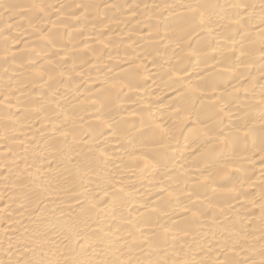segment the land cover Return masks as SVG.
Returning a JSON list of instances; mask_svg holds the SVG:
<instances>
[{
	"label": "bare ground",
	"instance_id": "6f19581e",
	"mask_svg": "<svg viewBox=\"0 0 264 264\" xmlns=\"http://www.w3.org/2000/svg\"><path fill=\"white\" fill-rule=\"evenodd\" d=\"M0 264H264V0H0Z\"/></svg>",
	"mask_w": 264,
	"mask_h": 264
}]
</instances>
